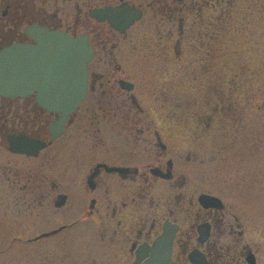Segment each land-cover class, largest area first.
<instances>
[{"label":"flooded vegetation","instance_id":"obj_1","mask_svg":"<svg viewBox=\"0 0 264 264\" xmlns=\"http://www.w3.org/2000/svg\"><path fill=\"white\" fill-rule=\"evenodd\" d=\"M214 1L198 0L191 7L201 16L208 7H216ZM186 2L0 0V53L18 44L36 45L35 28L75 39L85 35L95 50L87 96L62 133L53 129L61 114L43 108L37 93L0 97V106L6 107V115H0L3 252L6 221L17 231L29 214L41 226L50 223L38 236H62L52 245L56 253L67 251L66 264L84 262L96 252L103 264H263L264 234L256 228L261 212L257 211V221L245 202L230 203L220 193L201 190L197 165L204 162L192 150L198 149L202 158V144L195 146L186 136L178 139L182 133L167 125L175 116L144 114L132 94L135 84L123 77L126 72L116 62V42L145 23L150 11L167 14L168 22L183 34ZM95 10L120 18H132L136 11L142 16L122 33L108 19H96ZM20 136L45 147L37 157L14 153L10 138ZM36 238L29 243L44 239ZM90 238L96 247L86 245ZM78 245L89 253L77 254Z\"/></svg>","mask_w":264,"mask_h":264},{"label":"rangeland","instance_id":"obj_2","mask_svg":"<svg viewBox=\"0 0 264 264\" xmlns=\"http://www.w3.org/2000/svg\"><path fill=\"white\" fill-rule=\"evenodd\" d=\"M197 2H186L183 34L167 14L148 12L145 23L116 42V62L135 84L132 94L144 114L175 116L167 125L182 133L178 139L202 144V158L192 150L204 162L197 165L201 190L220 193L230 203L245 202L255 217L261 212L256 228L264 234V0H216L201 16L191 7ZM69 8L77 16V9ZM0 115L6 107L0 106ZM27 216L17 231L6 221L0 264H66L67 251L56 253L52 245L62 236L29 243L50 223L41 226ZM86 242L96 247L93 238ZM78 246L77 254L89 253ZM260 255L264 264V249ZM91 256L77 264H103L98 252Z\"/></svg>","mask_w":264,"mask_h":264},{"label":"water","instance_id":"obj_3","mask_svg":"<svg viewBox=\"0 0 264 264\" xmlns=\"http://www.w3.org/2000/svg\"><path fill=\"white\" fill-rule=\"evenodd\" d=\"M132 15L120 18L104 10L93 12L96 19H108L122 33L142 16L139 11ZM32 33L36 45H15L0 54V96L17 98L37 93L43 108L61 114L53 129L62 133L69 116L87 96L88 67L95 50L85 35L75 39L42 28ZM44 147L25 136L10 138V148L15 153L37 157Z\"/></svg>","mask_w":264,"mask_h":264}]
</instances>
